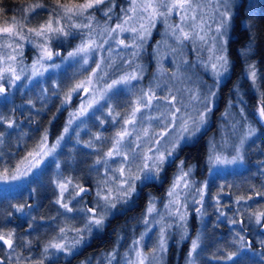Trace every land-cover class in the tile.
Listing matches in <instances>:
<instances>
[{
	"label": "snow or ice",
	"instance_id": "6c2138e0",
	"mask_svg": "<svg viewBox=\"0 0 264 264\" xmlns=\"http://www.w3.org/2000/svg\"><path fill=\"white\" fill-rule=\"evenodd\" d=\"M17 2L20 7L9 16L10 8L6 5V0H0V95H5L8 89L16 86L22 78L30 81L35 77L43 76L49 68H59L60 64L54 62L56 58L78 64L86 73L83 79L73 80L67 85L59 83L53 85L51 94L60 100L57 112L66 111V106L73 103L74 97L79 98L81 93L88 97L78 109L69 112V118L60 134L55 136L54 142H50V128H44L14 170L8 167L0 168V180L7 182L10 178L12 181H18L27 177L33 169H39L48 158H52L55 162L60 176L53 181L59 190L55 204L63 209V213L58 211L57 216L63 215L64 224L63 226L57 224L58 231L52 240L44 244L41 258L33 260L31 257H24L22 249H30L33 241L25 236H18L15 228L5 231L0 227V246L5 248L4 255L0 256V264H22V261L26 264H44L50 249L71 256L93 237L94 232L103 231L109 216L118 207L133 203L137 192L141 190V185L147 186L152 181L160 180L167 168L176 164L178 153L183 147L193 142L197 135L202 133L213 111L217 95L214 89L219 88L221 78L225 77L230 70L227 46L234 4L233 0H207L206 4L202 0H130L127 9H120L123 16H117L119 22L111 27L107 26V22L112 20L113 10L117 7L115 0H17ZM207 6L212 7L213 15L207 14L205 11ZM98 12L106 18L103 27L97 21ZM173 14L178 16V23L169 22ZM38 16L46 18L33 25L32 21ZM158 20L166 25V29L170 30L178 45H183L186 41L194 46L197 42H200L201 46L209 43L211 45L207 50L211 53L208 61L215 78L214 85L208 87L205 93H201L199 88L187 89L188 103L173 94L171 89L165 96H158L151 85L134 92L133 89L136 86L132 82L143 78L135 70L123 72L109 83L107 78L110 71L114 69L115 61L108 59L106 62L103 55L97 58V54L104 51H107L110 57L111 47L105 49V45L126 32L133 34L132 44L126 43L124 39H116L115 42L123 45L124 48L141 49ZM210 20L215 23L214 34L211 37L209 33L213 29L209 23ZM77 40L79 43L65 54V45ZM252 43L253 41L250 40L248 49L241 53L245 58L252 50ZM26 45H30L37 52L31 65L24 63ZM172 50L176 51L175 48ZM131 55L135 58L138 51H133ZM204 67L208 68L209 63H205ZM173 75L176 76L177 73ZM246 75L251 80L253 88L258 89V82L264 79V74L258 73L254 62L247 64ZM119 85L125 86L134 99L130 101L129 109L124 114L108 107L107 115L112 118L111 122L119 123L120 127L112 137L108 138L111 141L108 150L102 154L97 152L91 171L97 173L100 178L96 181L94 188L74 183L72 178L63 177L59 173L61 165L56 155L57 150L62 147L66 138L71 139L69 133L75 131L74 122L80 121V124L76 125L78 129L84 123L81 117L87 115L90 109L95 107L96 111L102 112L112 99L110 94ZM156 87L158 88L159 84ZM48 91V89H42V95ZM101 101L105 103L101 104ZM154 102L157 103L154 105ZM239 102L242 103V100ZM28 103L35 107L31 100ZM154 107L157 115L144 114L145 110H151ZM255 111L259 122H264V91L259 92ZM14 113L15 109L8 115L0 113V125H6L8 129L18 127ZM224 115L228 116L230 113L226 112ZM239 115L243 123L240 120L230 123L232 135H235L238 126L244 131L238 137V142L230 145L231 158L224 154L225 148L229 147V137L224 136L220 144L215 142L212 144V151L208 156L211 163L243 162L244 145L256 134V129L248 123L243 107L239 109ZM118 117L119 120H117ZM55 119L56 116L53 115L52 120L49 121L50 126ZM100 123L103 125L106 121L101 119ZM37 131L40 130L37 129ZM4 136L5 132L0 131V144H3ZM94 139L99 141L102 137L97 134ZM84 147L95 149L96 145L88 141ZM191 172V167L186 165L184 160H180L166 192L167 203L163 205L167 210L166 213H159L155 198H149L143 223L147 225L148 217H153L154 223L159 225L156 245L151 249V253L143 251L142 242L151 231L146 229L138 240L133 241V244L137 246L135 258H127L128 254L125 253L126 264H152V261L160 264L163 254L168 250V240L171 235L169 230L174 226L173 223L165 220V215L175 218V226L179 229V240L188 238L187 197L193 195V204L201 205L194 211L203 216L202 205L208 188L207 183L203 186L195 185V181L191 179ZM70 187L71 192L66 198L65 193L69 192ZM89 195H92V200L89 202L91 206L83 203L85 197ZM197 195L199 199H195ZM73 201L75 204L72 203ZM249 201L253 203L249 204ZM262 202H264V188L254 190L253 195L238 196L235 201L237 205H244L249 224L254 223L264 229V210L249 211L255 205L264 207ZM11 207L15 208L16 212L31 216L30 211L25 212V208L31 209V205L20 204ZM153 214L159 216V219H155ZM237 214L243 215L239 208ZM224 215L220 212V216ZM11 216L12 213L8 212L7 217ZM7 217L0 213V219ZM35 219L34 216L31 217L32 221ZM49 219L56 221L57 217L53 216ZM77 220L80 221L79 225L72 223ZM229 223L241 225V231L237 232L236 236L241 245L246 244L245 237L241 235V232L246 230L244 220L233 218L229 220ZM27 227L35 231L33 223L29 222ZM69 233L74 235L70 236ZM198 248H200L199 236L191 241L187 264H195L191 257ZM117 255L114 248L107 254V264H112L117 259ZM236 255V252H229L223 258L231 261Z\"/></svg>",
	"mask_w": 264,
	"mask_h": 264
},
{
	"label": "rangeland",
	"instance_id": "374dc122",
	"mask_svg": "<svg viewBox=\"0 0 264 264\" xmlns=\"http://www.w3.org/2000/svg\"><path fill=\"white\" fill-rule=\"evenodd\" d=\"M241 0H233L234 7L232 8L233 12V20L231 23V27L229 28L228 33V39L230 41L231 35H232V29L234 25V18L235 13L237 11V8L240 4ZM117 7L113 10L112 13V20L107 22V26L114 27L116 23L119 21L117 20V16L122 17L123 13L120 11L121 8L127 9L129 6L130 0H121L119 2L118 0H115ZM203 3H207V0H202ZM205 11L208 15H213L212 7L207 6L205 8ZM218 15V14H217ZM97 21L101 27L105 26V20L106 18L102 15V13L98 12L96 14ZM43 16L36 17L32 24L38 23V21ZM170 23H178L179 18L177 15L173 14V16L170 18ZM211 24V27L213 29L212 32L209 33V36L214 34L215 29V23H213L211 20L209 21ZM132 33H123L115 39L111 40L109 44L105 45V49L111 47V56L109 57V53L107 51H104L103 53H98L97 58H99L100 55H103L106 58V62L108 59H111L115 61L114 69L110 71V75L107 78V81L110 83L112 79L118 78L123 72H133L134 70L138 75H141L143 78L139 81H133V85L136 87L133 89L134 92H138L140 88H147L150 85L155 88V91L158 96H165L168 95V90L171 89L172 93L177 95L178 98L183 99L185 103H188V95L187 89H197L199 88L201 93H205L208 89V87H211L214 85V76L210 67V62L208 61L209 51L207 50L211 45L210 43L208 45L201 46L200 42H197L194 46L191 42L186 41L183 45H178L175 38L171 35L170 30L166 29V25L158 20L155 24V27L151 30V35L147 37L146 41L143 43V47L139 50L134 49L132 47L124 48L123 45H118L115 40L116 39H124L126 43L132 44ZM79 43V41H73L71 44L65 45V54L67 51H70L72 47ZM139 43V41H137ZM229 43V42H228ZM228 47V46H227ZM173 48L176 49L175 52H173ZM133 51H138V55L133 58L131 53ZM37 55V52L34 48H32L30 45L25 46L24 51V63L26 65H31L33 60L35 59ZM230 60V59H229ZM185 61L187 63H185ZM55 63L60 64L59 68H49L48 71L44 73L43 76H38L33 78L32 80L23 79L21 81L17 82L16 86L10 87L8 89V92L5 95H0V107H3L2 104L7 105L4 109V114L8 115L12 113V110L15 109V112L24 113L26 116L33 115V113H36L38 110L36 107L37 105L34 103L35 101L38 104H41L42 102H39V100L42 99V97L46 96L49 99H54L53 102L56 105V109L60 107V100L57 99L56 96H53L51 93L53 91V85L54 83H59L61 85H67L71 83L73 80L76 79H83L84 75L86 73L83 72V69L80 68L78 64H75L71 61H61L60 58H56ZM129 62H131L129 64ZM209 63V67L205 68L204 64ZM248 62H244L243 64V70H242V80L243 82L240 83L237 82L236 86L234 87V90L229 93L230 100L226 106L225 111L218 116V118H215V120H212V113L209 116V120L207 125L205 126L204 130L201 134H203L208 127L212 125V122H214V128L215 130L212 131L213 135L208 138V141H206V157L205 160L200 163V167L202 165L205 167L203 170V173L201 170H198V175L194 174L195 167L188 164L186 162V165L191 167V179L195 181V185L197 186H203L205 183L208 182L209 177L216 176V175H224L229 172H236L234 175H238V172L244 171L246 167V155L250 154L249 150L251 143H255L258 140L257 134H255L253 137H251L244 145L243 155L244 160L242 163L237 162L235 164H229V163H219V164H213L209 161L208 156L210 152L212 151V144L215 142L216 144H220L222 137L228 136V144L229 147H226L224 150V154L231 158V147L230 145L233 143L238 142V137L242 134L244 131L243 128L237 127V130L235 132V135H232V130L230 128V123L232 121L240 120L242 123V117L239 115V109L243 107L245 109V115L248 117V123H251L250 116H254L256 121L262 126L264 129V122H259L258 115L256 114V105H257V98L259 95L258 89L253 88L251 80L247 78L246 75V67ZM140 66L139 68L137 66ZM90 67H94V65H90ZM64 72V73H63ZM63 73V75H61ZM177 73L176 76L173 74ZM231 73V61H230V70L226 74L225 77H222L220 80L219 88L214 89L217 91V95L214 100L213 104V111L216 108L219 100V90L221 86L225 84L227 79L229 78ZM159 84V87L157 88L156 85ZM7 86V85H6ZM42 89H48L49 91L46 93H43L42 97L40 94H42ZM180 91H177V90ZM32 91L37 93L35 94V97L32 95ZM251 94L252 97H250V100L246 98V93ZM112 96V99L108 102V106L103 109V111H96L95 107L93 109H90L87 113V115L81 117V119L84 121V123L80 126V128H76L77 124H80V121L77 120L73 124V129L75 131H72L69 133L71 139H67L70 142L74 143L77 148L69 147L67 149H64L61 147L59 152L57 150V158L61 165L59 169V173L62 174L63 177H69L77 179L79 181H84L86 177L92 181V184L95 187L96 181L100 178V176L91 171L92 167L94 166V161L97 158V152L102 154L103 152L107 151L108 148L111 146V141L108 139L114 135V133L119 129L120 124L119 123H113L112 118L107 115L108 107H111L114 109V111L121 112L124 114L129 109V103L132 99H134V96H132L126 89L125 86L119 85L116 89L113 90V93L110 94ZM27 96H31L29 98H26ZM62 98V97H61ZM88 99L87 96H85L83 93L80 94V97H74L73 103L66 106V111L57 112L56 109L54 110V113L50 116V118L47 120L46 128H50V132L57 131V133L50 134V142H54L55 136L59 135L60 132L63 129V126L65 125L67 119L69 118V112L75 111L79 108L80 104L83 101H86ZM31 100L32 103L35 105V107H32L31 104L28 103V101ZM242 100V103L239 102ZM249 101V102H248ZM45 102L47 100L45 99ZM253 102H255V105H252ZM104 101H101V104H104ZM157 102H154V105ZM162 103V102H161ZM250 103V104H249ZM45 104V103H42ZM246 108H249V115L246 110ZM1 109V108H0ZM7 110V111H6ZM44 110V108H43ZM212 111V112H213ZM230 113V115L225 116V113ZM145 115H157L158 113L155 110V107L151 110H145ZM53 115L56 116V119L53 121L52 125H49V121L52 120ZM62 115V116H61ZM61 119L58 121V118ZM99 118V119H98ZM16 119V118H15ZM103 119L106 121L103 125H101L100 120ZM120 118L118 117L117 120ZM17 121V119H16ZM227 122V123H226ZM122 123V121H121ZM18 127L14 129H8L6 125H2L4 128L7 129L8 134L11 130L18 131L20 130L19 122H17ZM145 125H147V121H145ZM54 126V127H53ZM155 126V125H154ZM18 128V129H17ZM158 130V129H157ZM76 132H78V135H76ZM257 132V130H256ZM99 134L101 135L102 139L97 141L94 139V137ZM201 134H198L195 140L201 136ZM188 143L187 145H190L195 142ZM88 141H92L95 145V149H90L84 147V144ZM63 144V143H62ZM248 150V151H247ZM24 157V156H23ZM52 160V158H48L44 165L47 164ZM183 160L178 158L176 161V165L173 167V170H169V174L167 177L163 175V177L160 180L152 181L148 185H152L153 191H145L144 197H143V203L142 208L140 209L139 213L135 216H130L128 224L124 227V230L121 231L118 230L116 232H113V235L111 234V230H109L110 235V246L107 250H104V252H95V254H86L85 256L81 257L75 264H107V254L111 252L114 248L116 249L118 255L117 259L112 262V264H126V258L125 253L128 254L127 258L134 259L135 258V249L136 245L133 244L134 240H138L142 233L145 232L146 229H151V231L148 232L147 236H145L144 241L142 242L143 251L145 253H151V249L155 247L157 238H158V230L159 225L154 223L153 217H148L149 223L146 225L143 223V220L145 218V212L146 208L148 206L149 198H155L156 200V206L159 213L164 214L167 212V210L164 208V203H167V197L166 192L169 189V186L172 182L173 175L177 171V165L179 164V161ZM20 162V161H19ZM51 170V176L48 172H45V177L48 179L50 177L51 182L57 180L60 178L58 175V170L55 166V164ZM51 165V166H52ZM23 167V165H21ZM42 166V165H41ZM49 166V167H51ZM115 166V165H114ZM47 167L46 169H48ZM99 167V166H96ZM40 169V168H39ZM39 169H33L31 173L27 177H23L18 181H12L10 178L7 182L4 180H0V191H4L6 189L11 190L15 189L17 187L22 186L27 180L34 179L39 174ZM211 169V170H209ZM101 175L103 174V169L101 168ZM200 174H204V178L200 176ZM248 175V174H246ZM73 176V177H72ZM223 177V176H221ZM232 180L230 183H232V186L234 187L235 191H231L228 187V192L230 193L231 197V204L236 209L241 208V205H237L235 203L236 198L238 196L243 195L244 190H248L251 186L248 185V181L245 182H238L237 179L232 176ZM250 179V176L247 178ZM165 181V182H164ZM77 183V182H75ZM80 183V182H79ZM83 183V182H81ZM264 185V183H263ZM56 187V186H55ZM53 189L54 195H59V190L57 188ZM93 187V188H94ZM144 186L141 185L140 188L142 189ZM220 186L219 188V196L222 197L224 194V191L222 190L223 187ZM262 188V187H261ZM252 192H254L253 188L251 189ZM238 191V192H237ZM52 193L50 188L48 186H45L42 193L44 194L45 198L44 200L50 199L51 196L46 197L47 194ZM71 192V187L69 189L68 193H65V197L67 198L69 196V193ZM50 193V194H51ZM140 191L137 192L136 196L134 197L133 203L130 205H125L123 207H118V209L109 216L106 225L104 229L109 224L110 220L115 218L116 216H122L124 215L128 210L132 209L136 205V199L139 197ZM94 195V193H93ZM206 195V192H205ZM204 195V198H205ZM250 195H253L251 193ZM243 196H247L243 195ZM55 198V200H56ZM79 199V198H77ZM182 199H183V193H182ZM195 199H199V196H195ZM92 200V195H90L89 201H83L84 204H89V202ZM193 195H189L187 197V204H188V218H187V233L188 238L180 241L179 240V229L175 226V218L169 217L165 215V220L167 222L173 223L174 226L172 229H170V238L168 240V246L171 242V239L174 241V245L176 248H179L183 244H187V252L184 253V256L181 260V264H187V260L189 259L188 253L191 247V241L192 239H196L197 236H199L200 242L201 237L206 238L205 234L199 233V226L203 225L205 221L203 220V216L198 215L195 213L194 209L196 207H201V205L193 204ZM252 201H249V204H251ZM75 204V201L72 202ZM71 206V205H70ZM82 206V205H77ZM89 206H91L89 204ZM63 211V209H61ZM202 211L206 212L207 210L204 209V205H202ZM256 211V210H255ZM226 212V211H224ZM58 211H54V213H48L51 217L55 216L57 217L56 221H52L50 219L43 220V222H46L45 224L48 228L46 231L42 229V235L44 237L45 233H55L58 231L57 224H60L63 226L64 224V218L63 215L57 216ZM61 213V212H60ZM44 214H46V207L41 206L40 208H35V211L31 213L32 216L38 215L39 218L44 217ZM69 216L71 215H78V214H67ZM129 217V214L127 215ZM126 216V217H127ZM155 219H159V216L153 214ZM191 216H194L196 220V227L192 231V226H189V218ZM224 217V216H223ZM52 221V222H50ZM50 223V224H49ZM72 223H75L79 225L80 221H73ZM49 224V225H48ZM103 229V231H104ZM39 229H37V232ZM100 232H94L93 237L89 239L86 243H84L82 246H80L73 255L67 256L63 253L55 252V250L50 249L49 250V256L47 259H45L44 264H65L68 261L72 259L73 256L76 254H79L86 246H89L93 242L94 237H99L101 235ZM25 232L17 233L18 236H24ZM70 236L74 235L73 233H69ZM38 237V234H36ZM36 237V238H37ZM211 244V242L209 240ZM43 246L40 245V247L33 245L31 248H25L26 251H29L28 255L24 252V257H31L33 260L41 258V254L43 252ZM93 251V250H92ZM197 253V251H196ZM196 253H193L191 259L194 260ZM166 253L163 254V260L160 261V264H166ZM195 262V261H194ZM22 264H26V262L22 261ZM152 264H156V261H152ZM172 264H177L176 258H174Z\"/></svg>",
	"mask_w": 264,
	"mask_h": 264
},
{
	"label": "flooded vegetation",
	"instance_id": "af4514ba",
	"mask_svg": "<svg viewBox=\"0 0 264 264\" xmlns=\"http://www.w3.org/2000/svg\"><path fill=\"white\" fill-rule=\"evenodd\" d=\"M29 97L31 96H27L26 98ZM2 106L3 107H0L1 108L0 113L4 114L5 111L3 108H6L7 105L2 104ZM38 111H40V109ZM35 114H37V111ZM14 115L15 118L17 119V122H19L20 130L17 128L18 131L11 130L9 132L11 134H8L6 133L8 132L7 129L4 128L2 125H0V131L5 132L4 142L3 144H0V153H2V155H0V168L8 167L9 169H12L11 162L16 163L17 161H20L23 158V156H20V153L26 151L27 148L28 150H30L36 139H38L39 135L42 133L43 129L46 128L45 117H39L37 119L30 118V115L26 116L24 113H20V112H15ZM212 120H215V118L213 117ZM37 129H39L40 131H37ZM214 130H215L214 122H212V125L208 127V129H206L204 135L197 140V141H202V140L204 141L203 142L204 154H203V158L200 159V161L197 163L198 165L192 162L189 163L195 165L196 171L201 170L203 173L205 167L203 165L202 167H200V163L205 160L207 153L205 143L206 141H208V138L206 137L207 135L212 134V131ZM197 141H195L194 144ZM178 158L182 159L183 157L178 156ZM52 164H55L53 160H50L45 165L42 164V166L38 171L39 172L38 181H36V177H34V179L27 180L20 187L11 190L6 189L4 191H0V206L2 207V209H0V213H2L4 217H7L8 212L12 213L11 217H7L6 219L0 220V227L4 228L5 231L10 230L12 228H15L17 233L26 231L23 227H25V225L27 226L25 222L26 220H31V216H27L24 213L16 212L15 208L11 206L20 205V204H24L27 206L30 204L32 206L31 208H34L35 206L34 197L32 198L30 196L28 199H24L21 196V194L28 196L31 194V191L29 189V183L31 181L35 182L36 186L40 189L39 191L41 193V195H38L32 192L33 196H38V198L41 196V198L42 197L45 198L42 193L43 188L45 186L43 188H40L41 177L43 184L46 179L45 172H49L50 177H52L50 173V170L53 167ZM174 166L175 164L171 165L170 171L173 170ZM47 167L49 168L46 169ZM258 170L259 172L262 173V178L261 181L257 182V186H255L256 188H254L255 190H260L264 188L263 185L264 165L258 167ZM198 174L199 173L197 172V175ZM232 175H230L231 177L230 179L233 178ZM200 176L204 178L205 175L200 174ZM227 180L229 179L227 178ZM227 180L222 179L221 176H216L214 180V193L211 196H206L204 198L203 205H204V209L207 211L203 212L204 213L203 220L205 221V223L202 226L201 225L199 226V233L205 234L206 238L201 237L200 248L197 249V253L194 258L195 264H264V243H262V241H264V229H261L259 226L255 225L254 223L251 224L248 223V219H247L248 213L244 212V205H242L241 208H239L240 211L243 213V215L237 214V209L233 207V205L230 202L231 197L229 192L225 191L222 197L220 196L217 197L220 186H222L223 184H227L228 182ZM250 185L253 186V184ZM50 188L54 193L53 191L54 187L51 186ZM248 192L249 193H247V195H250L252 193L251 191ZM89 200L90 197H85V201H89ZM29 210L30 209H28L27 207L25 208V212H28ZM255 210H264V207H261V205H255L249 211H255ZM220 212H223L225 214L224 217L220 216ZM34 217L38 220L40 219L38 215ZM233 218L237 220L242 219L245 222L244 228L246 230L241 232V235L245 237V240L247 242L244 245H241L238 242V237L236 236V233L241 231V225L240 224L232 225L229 223V220ZM19 221L20 223L18 224L17 222ZM188 225L192 226V231H193L194 228L196 227V220L194 216H191L189 218ZM19 226H23V227H19ZM209 240L213 242V244H211ZM173 241L174 240L171 239V242L168 246V250L166 252V260H167L166 264H172L174 258H176L177 264H181V260L184 256V253L187 252L188 242H186L187 244H183L179 248H176ZM87 247L88 246H86L79 254L73 256L72 259L65 264H75L81 257H83ZM1 248H3V246H0V249ZM229 252L237 253V255L231 261L223 258L226 257ZM91 253L92 252H90V254Z\"/></svg>",
	"mask_w": 264,
	"mask_h": 264
},
{
	"label": "trees",
	"instance_id": "16d2710c",
	"mask_svg": "<svg viewBox=\"0 0 264 264\" xmlns=\"http://www.w3.org/2000/svg\"><path fill=\"white\" fill-rule=\"evenodd\" d=\"M121 2V0H118ZM6 5L10 8L9 11V16H11L16 10L20 7L19 3L17 0H6ZM39 17V16H38ZM41 17V16H40ZM46 17L43 16L38 23L45 19ZM36 23V24H38ZM35 25V24H33ZM250 40L253 41L251 44L252 50L248 52L247 57L245 58L244 56L241 55V53L245 50L248 49ZM228 56L231 61V73L227 81L223 86H221L219 90V100L216 108L214 109L212 116L214 118H218L220 114H222L226 106L230 100L229 93L234 90V87L236 86V83L240 81L243 82L242 80V70H243V64L244 62L252 63L254 62L257 66V70L259 74H264V0H241L240 4L237 8V11L235 13V18H234V25L232 29V35L231 39L228 43ZM64 73V72H63ZM63 73L61 75H63ZM259 88L258 91H264V79H261L259 82ZM251 94L248 92L246 93V98L250 100ZM54 99H52L53 101ZM248 101V102H249ZM35 104L37 105V109L41 110L43 107L38 104L35 101ZM250 104V103H249ZM252 105H255V102H253ZM54 108L50 105L42 111H38L37 114L30 115V118H39V117H45L46 120L50 118V116L54 113ZM247 112L249 113V108H246ZM62 116V115H61ZM251 118V125L254 127L257 132L258 140L255 143H251L249 152L250 154L246 155V170L237 173L238 175H226L229 180H227L226 176L222 177V179L227 180V184L225 185L223 189L228 192V187L230 188L231 191H235L234 187L232 186L230 179V175L234 176L238 182H245L246 180L248 181V185L253 184L248 190H244L243 195H246L249 193L248 191L252 192L257 186V182L261 181L262 178V173L259 172L258 167L261 165H264V130L263 128L258 124V122ZM61 119L58 118V121ZM47 122V121H46ZM202 141H197L195 144L184 147L181 152H179V156H182L184 158V161L187 163H194L198 165L197 163L200 161V159L203 158L204 154V144ZM73 148H77L73 143ZM247 150V151H248ZM169 171H167L164 175L167 177ZM248 174V175H246ZM250 176V179L248 180L247 178ZM73 177V176H72ZM73 181H75L74 177L72 178ZM84 181H79L77 179L76 182H83V185H86L87 187H94L92 184V181L88 179V177L84 178ZM213 180V179H212ZM215 180V179H214ZM48 181V180H47ZM152 185H147L144 186L140 190L139 197L136 199V205L128 210L124 215L122 216H116L115 218L111 219L107 227L104 229V231L99 235V237H94L93 238V243L90 244L87 249L85 250V253L92 252L95 254V252H104V250H107L110 246V235H109V230L113 229V232H116L121 229L124 230V227L128 224L130 216H135L139 213L140 209L142 208V203H143V197H144V192L145 191H153ZM214 186V181L209 185L208 187V196H211L214 190L212 187ZM238 192V191H237ZM53 193V192H52ZM52 193L50 194V199L44 200L43 197H37L35 202L38 204L39 207L45 206L46 207V214H44V217L40 220H47L49 217H51L48 213H54V211H60V208L54 203ZM254 193V192H252ZM54 195V193H53ZM49 194L46 195L48 197ZM248 196V195H247ZM45 197V196H44ZM0 209L2 207L0 206ZM129 214V217L127 216ZM127 216V217H126ZM2 220V219H0ZM36 221H33L34 223H38ZM52 222V221H50ZM50 224V223H49ZM48 224V225H49ZM44 226H46L44 224ZM47 227V226H46ZM36 234L37 231H34ZM113 232L111 233L113 235ZM34 233V234H35ZM46 243L52 239V236L55 235V233H45ZM28 235V234H25ZM24 235V236H25ZM31 236V235H30ZM36 236V235H34ZM39 235L36 238L37 239L40 237ZM32 241H34L33 236L31 237ZM35 245V244H34ZM93 250V251H92ZM4 255V251L0 250V256Z\"/></svg>",
	"mask_w": 264,
	"mask_h": 264
},
{
	"label": "bare ground",
	"instance_id": "6f19581e",
	"mask_svg": "<svg viewBox=\"0 0 264 264\" xmlns=\"http://www.w3.org/2000/svg\"><path fill=\"white\" fill-rule=\"evenodd\" d=\"M37 93V91L36 92H33L32 91V95H33V97L34 98H36L35 97V94ZM41 95V97H42V94H40ZM45 99L47 100V102H45ZM39 102H42V103H45V104H40L43 108H46V107H48V106H52L53 108H55L56 109V105L54 104V102L51 100V99H49V98H47L46 96H44V97H42V99L41 100H39ZM54 133V135L57 133V131H53V132H50V134H53ZM73 146V143L72 142H70L69 140H67V141H64L63 142V144H62V147L64 148V149H67V148H69V147H72ZM27 151H28V148L26 149V151H24V152H22V153H20V156H25L26 155V153H27ZM19 163V161H17L16 163H14V162H11V164H12V170H14L15 169V167L17 166V164ZM39 180V175H37L36 176V181H38ZM44 186H52V187H55V183H53V182H50V181H47L46 179H45V181H44V184H43V182H42V177H41V185H40V188H43ZM56 188V187H55ZM29 189H30V191L31 192H33V193H36V194H38V195H41V193H40V189L36 186V184H35V182H30L29 183ZM21 196L24 198V199H28L30 196H28V195H24V194H21ZM41 197V196H40ZM30 205V204H29ZM29 222H31V223H33V225H34V228H37V229H39V231H38V236L39 235H41L38 239H37V241H36V236H34V235H36V233L32 230V229H29L26 225H25V227H23V226H19V227H23L26 231H25V233H23L24 235L25 234H28V235H25V237H27L28 239H31V237L33 236V238H34V241H33V245L35 244L36 246H38V247H40V245H44V244H46V240L44 241V239H46V238H44L45 237V235H44V237H43V235H42V232L45 230L46 231V229L48 228V227H46V226H43L44 224H47L46 222H43V220H40V222L43 224V225H41V224H36V223H34V222H32V221H30V220H26V224L28 225V223ZM42 229H44L43 231H42ZM35 233V234H34ZM31 235V236H30ZM55 235H53L52 236V238L54 237ZM32 240V239H31ZM52 240V239H51ZM93 243V242H92ZM21 250V249H20ZM22 251L23 252H27L25 249H22Z\"/></svg>",
	"mask_w": 264,
	"mask_h": 264
}]
</instances>
